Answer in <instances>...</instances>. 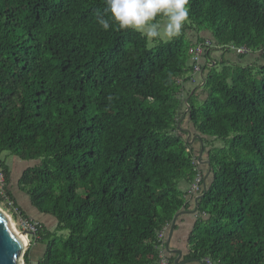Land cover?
Returning a JSON list of instances; mask_svg holds the SVG:
<instances>
[{"label":"trees","instance_id":"obj_1","mask_svg":"<svg viewBox=\"0 0 264 264\" xmlns=\"http://www.w3.org/2000/svg\"><path fill=\"white\" fill-rule=\"evenodd\" d=\"M104 8L0 0V157L35 161L19 190L56 219L29 235L24 264H159L158 232L192 204L188 189L207 169L196 134L211 172L183 259L264 264V0H190L191 28L212 33L199 38L210 41L200 77L183 37L150 47L138 33L103 31ZM238 46L259 60L210 54Z\"/></svg>","mask_w":264,"mask_h":264},{"label":"clouds","instance_id":"obj_2","mask_svg":"<svg viewBox=\"0 0 264 264\" xmlns=\"http://www.w3.org/2000/svg\"><path fill=\"white\" fill-rule=\"evenodd\" d=\"M104 4L96 14L103 31H131L152 43L175 40L191 23L190 0H104Z\"/></svg>","mask_w":264,"mask_h":264},{"label":"rangeland","instance_id":"obj_3","mask_svg":"<svg viewBox=\"0 0 264 264\" xmlns=\"http://www.w3.org/2000/svg\"><path fill=\"white\" fill-rule=\"evenodd\" d=\"M192 26H194V24H192V23L186 25L185 28L183 29V34L180 37H183L184 40L186 41V43H188V44H190V46L194 47L195 43H193L192 41L197 36V33H200V32H198V31L196 32L195 29L191 28ZM201 30H203V28ZM199 37L202 38L203 36H199ZM199 41H202V40H199ZM157 44L158 43H152L151 41H148V45L150 47H154ZM212 50H215V49H212ZM218 51H221V50L219 49ZM223 57H224L225 60L227 59L226 58L227 57L226 54ZM217 59H220L219 56H217ZM251 64H253V63H251ZM221 67L222 66L220 65V67L218 69L221 70ZM197 85H199L198 86V89H199L201 85L199 83H197ZM198 92L200 93L201 91L199 90ZM200 94H201L200 98L204 97L203 93H200ZM215 143L219 144L220 142L216 141ZM0 159L4 160L7 163V165L9 166L10 172H11L10 178H9V182L6 184L5 180H4V176H3L2 172H1L2 171V169H1L2 167H1V164H0V193L4 197L3 202L0 203V208L4 211V213H6L10 217L11 222H13L16 230L19 233L26 234L25 231H24L23 222L25 221V218H27V217H25L24 214L20 211V209L17 208V206L14 204L12 199L9 197V195H8V193H7V191L5 189H6V187L9 188L14 196H17V193H18L19 195H21L24 198L25 201H27V204H28L29 197H28V195L26 193H24L23 191L19 190L18 179L20 177L21 172L24 170V168H26L27 166H31V164H34L35 161L33 162V161L21 160L18 157L14 156V155H11V154H9L7 152L3 153L1 155V157H0ZM180 184H184V183L181 182ZM29 203H30V201H29ZM18 206H20L19 203H18ZM28 215H29V217L38 220L40 223H42V225H45L44 227H46L47 229H50V230L55 229L54 227L56 225V219L53 218L52 216L45 214L44 216L42 215V218H40L39 216H38L39 218H35L34 216H32L30 214H28ZM64 232L67 234V230L64 231ZM28 236L26 234V237L28 238V242H29V239L31 240V237L30 236L28 237ZM29 247H30V243H29ZM41 248H43V246ZM31 249H34L33 246L31 247ZM36 249H38V248H36ZM40 251L41 250H38V251L35 250L34 254L36 253V255H37V252H40ZM36 258H37V256L34 257L33 259L36 260ZM190 262L191 261H187V262H184V264H189ZM22 264H24V262Z\"/></svg>","mask_w":264,"mask_h":264},{"label":"crops","instance_id":"obj_4","mask_svg":"<svg viewBox=\"0 0 264 264\" xmlns=\"http://www.w3.org/2000/svg\"><path fill=\"white\" fill-rule=\"evenodd\" d=\"M198 32H200V33H197V36L193 39L192 42H196L197 40H199V38H200L199 36H203L204 38H208V39L212 38V33H210L207 29L199 30ZM210 54L213 55L215 58H217V56H219V58L223 57L226 54L227 60H229L232 64H235V63H237V64H251V63H255L257 60H259V54L258 53L253 54L252 52L248 53V55L244 58H241L239 54L237 55V53H235V51L223 52V51H218V50H212V52H210ZM200 76L201 75H199V77ZM196 79H197V75H196ZM192 87H193V82L191 80L185 82L184 89L187 90V88L189 89ZM192 89H194V88H192ZM188 128L192 129L191 131L194 130L193 128H191V126ZM188 128H185L184 130H189ZM194 143H195L196 147L198 148V150L201 151L200 141L196 140V141H194ZM207 149H206V152H207ZM206 152H204L202 150V157L207 159ZM184 187L186 188V186H184ZM15 198H16L17 202L19 203V205L21 206V208L27 213V215L30 214V215L34 216L35 218H39V217L42 218V215L43 216L45 215V214L39 213L37 211V209H34V207L31 205V203H29L30 200L28 201V204H27V201H25L24 198L21 195H19L18 193H17V196H15ZM194 208H195V197H193V199H192V204L189 205L188 208L183 209V210H188V212H184L177 217V220H176L175 226H174V230H173V234H172V237L170 240L171 247L176 248V249L177 248L181 249L183 252V255H186L188 253V242H187L188 236L190 235V233L193 229V225H194L195 220H196V214L193 211ZM167 235H168V233H167ZM33 248L34 249H31V251H30V256H32L33 258L36 256L37 257L40 256L41 254H39V253H42L41 252L42 248L37 244L33 245ZM36 248H38V249H36ZM35 250L36 251L41 250V251L37 252V255H36V253L34 254ZM33 258H32V260L35 261V259H33ZM189 264H199V263L197 261H191Z\"/></svg>","mask_w":264,"mask_h":264},{"label":"water","instance_id":"obj_5","mask_svg":"<svg viewBox=\"0 0 264 264\" xmlns=\"http://www.w3.org/2000/svg\"><path fill=\"white\" fill-rule=\"evenodd\" d=\"M185 103L187 105V101ZM190 136L191 134L190 132H188L186 139L188 140ZM191 137H193L190 140L191 143H193L196 138H198L201 143V151L199 152L197 159L200 163L207 165V169L204 174V180H206L211 172L210 161L206 158H202V140L200 139L199 135L196 134ZM207 190H208L207 183L204 182L203 192L195 197V208L193 211H196L200 199H202L205 196ZM184 212H188V210L182 209L173 215L174 217L170 224L168 235L166 238V243H165L166 251L170 255H175L173 260L174 264H184V262L187 261H197L199 264H205L204 260L197 258L182 259L183 258L182 250L178 248L177 249L172 248L170 245V240L173 234L177 217ZM28 247H29V243L26 245L22 237L17 232L14 231V226L11 222L10 217L6 213H4V211L0 208V264H21L24 259L23 258L24 253Z\"/></svg>","mask_w":264,"mask_h":264},{"label":"built area","instance_id":"obj_6","mask_svg":"<svg viewBox=\"0 0 264 264\" xmlns=\"http://www.w3.org/2000/svg\"><path fill=\"white\" fill-rule=\"evenodd\" d=\"M209 44H210V41L208 39H205L204 41H196L195 46L194 47L191 46L189 48V52L191 54V60L194 66V72L199 73V75H201L200 59H201L202 54L206 51ZM233 49L235 50L236 53H239V54L244 53L246 51V48L241 47V46L234 47ZM191 81L193 82L194 79H192ZM203 180H204V172L201 169H199L197 173L195 174L193 183L188 189L189 196L193 195L194 197H196L198 194L201 193V189L203 188V185H204ZM23 224H24V231L27 235L37 233L39 231L38 230L39 227L41 226V223L38 220L31 218L29 216L25 218V221L23 222ZM169 227H170L169 223L165 224L163 228L158 232L157 247H158L159 257H160L159 264H170V261L165 253L166 252V248H165L166 232L168 231ZM29 243H30V239H29ZM23 262H24V259L22 263ZM204 263L214 264L209 258L204 259Z\"/></svg>","mask_w":264,"mask_h":264},{"label":"bare ground","instance_id":"obj_7","mask_svg":"<svg viewBox=\"0 0 264 264\" xmlns=\"http://www.w3.org/2000/svg\"><path fill=\"white\" fill-rule=\"evenodd\" d=\"M12 224H13V222H12ZM13 226H14V224H13ZM14 231L17 232V233L22 237V239H23V241L25 242L26 245L29 243V242H28V238L26 237V234L19 233V232L16 230L15 226H14Z\"/></svg>","mask_w":264,"mask_h":264},{"label":"flooded vegetation","instance_id":"obj_8","mask_svg":"<svg viewBox=\"0 0 264 264\" xmlns=\"http://www.w3.org/2000/svg\"><path fill=\"white\" fill-rule=\"evenodd\" d=\"M186 259V258H185Z\"/></svg>","mask_w":264,"mask_h":264}]
</instances>
